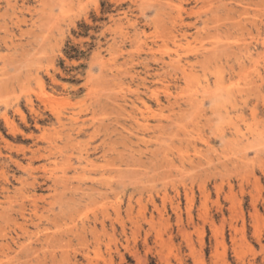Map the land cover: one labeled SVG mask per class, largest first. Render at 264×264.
Returning a JSON list of instances; mask_svg holds the SVG:
<instances>
[{
    "label": "rangeland",
    "instance_id": "374dc122",
    "mask_svg": "<svg viewBox=\"0 0 264 264\" xmlns=\"http://www.w3.org/2000/svg\"><path fill=\"white\" fill-rule=\"evenodd\" d=\"M202 1L0 0V264H264V0Z\"/></svg>",
    "mask_w": 264,
    "mask_h": 264
},
{
    "label": "bare ground",
    "instance_id": "6f19581e",
    "mask_svg": "<svg viewBox=\"0 0 264 264\" xmlns=\"http://www.w3.org/2000/svg\"><path fill=\"white\" fill-rule=\"evenodd\" d=\"M164 1V0H163ZM188 1V0H187ZM198 1V0H197ZM203 1H209L210 3H214V4H217V5H215V7H213L212 9H211V13H214V12H218V10L220 9V6L223 4V3H221V2H223L222 0L220 1V0H203ZM202 1V2H203ZM169 2V1H168ZM181 3H182V0H180V4L177 6V5H175V6H177V14H176V16H179V18L178 19H176V21L177 22H175L176 23V25H177V27H172V29H174L173 31H172V34L173 35H170V36H172V37H174V38H178L177 36H180L181 38H182V40L183 39H185V40H187V35L188 34H186V30L184 29V26L185 25H187L186 23H184V19H183V17H182V14H181V10L183 11V6L181 5ZM148 4V3H147ZM156 4H158V3H156ZM169 4V3H168ZM172 4V3H171ZM46 5V4H45ZM143 5V4H142ZM225 5V4H224ZM144 6V5H143ZM210 6V5H209ZM44 6H42L41 7V10H42V8H43ZM146 7V6H145ZM164 7V6H163ZM174 7V6H173ZM207 7H208V5H207ZM176 8V7H175ZM169 9V8H168ZM206 10V9H205ZM172 11V10H171ZM185 11V10H184ZM197 11V10H196ZM66 12V11H65ZM170 12V11H169ZM186 12V11H185ZM191 12H193V13H195V11H192L191 10ZM201 12V11H200ZM199 12V13H200ZM210 12V11H209ZM198 13V14H199ZM210 13V14H211ZM196 15H197V12L195 13ZM207 14V13H206ZM211 15H213V14H211ZM217 15V14H216ZM199 16V15H198ZM202 16V15H201ZM200 16V17H201ZM205 15H203V17H204ZM208 16V17H207ZM169 17V16H168ZM207 17V19L208 18H210L209 17V15L207 14L206 16H205V18ZM218 17V16H217ZM171 18H173V15H171ZM207 19H202V23L203 24H208L207 23ZM213 19V18H212ZM172 20V19H171ZM173 20H175V19H173ZM195 20V19H194ZM199 20V19H198ZM209 20V19H208ZM215 20L217 21V19L215 18ZM220 20V19H219ZM264 20V19H263ZM173 22V21H172ZM171 22V23H172ZM196 22V21H195ZM174 22H173V24H175ZM172 25V24H171ZM175 25V26H176ZM202 25V24H201ZM197 27V26H196ZM188 28V27H187ZM198 28V27H197ZM202 28H204V27H202ZM170 30V29H169ZM209 30V29H208ZM216 30V29H215ZM136 31V30H135ZM134 31V32H135ZM6 32V31H5ZM169 32H171V31H169ZM202 33V32H201ZM171 34V33H170ZM198 34H200L199 32H198V30L197 31H195V33L194 34H191V36L195 39L197 36H198ZM206 34H207V32H206ZM126 35V34H125ZM203 35V34H202ZM138 36L136 35V38H137ZM201 37V36H200ZM203 37V36H202ZM180 38V39H181ZM204 38V37H203ZM10 39V42L12 43L13 42V39L12 38H9ZM179 39V38H178ZM197 39V38H196ZM219 39V38H218ZM132 40V39H131ZM139 40H140V38H139ZM177 41V40H176ZM175 41V42H176ZM136 42V41H135ZM178 42V41H177ZM213 42H215V41H213ZM4 43H5V45H7L6 44V40H4ZM146 44V43H145ZM214 44V43H213ZM262 44H263V48H264V37H263V40H262ZM155 44L154 43H151V45H148V44H146V46H147V51H150V52H152L151 53V55H152V57H155L154 56V53H153V50L155 49L153 46H154ZM144 46V45H143ZM180 46V45H179ZM178 46V47H179ZM138 47H140V50H139V48H138V50L139 51H141V47L142 46H138ZM264 53V52H263ZM131 57V56H130ZM132 57H133V55H132ZM131 57V58H132ZM138 57H140V53H138L137 54V58ZM152 60V59H151ZM132 61V60H131ZM171 61V62H170ZM169 62H170V64L172 63H176L174 66H178V68L180 67V69H182L181 71H183V72H185V70H186V67H187V65H189V61L186 59H184V62H183V59H181V57H178L176 60H174V59H171ZM166 63V62H165ZM190 65H191V63H190ZM190 65H189V67H190ZM193 65V64H192ZM149 67V66H148ZM172 67V66H171ZM170 67V68H171ZM192 67V66H191ZM37 68V66L35 67V69ZM174 69L175 70H177L175 67H174ZM180 69H178V70H180ZM37 70V69H36ZM135 70H137V69H135ZM26 72V71H25ZM157 72V71H156ZM1 73H3V72H1ZM0 73V74H1ZM158 73V72H157ZM182 73V72H181ZM36 74V73H35ZM183 74V73H182ZM2 75L3 74H1V77H2ZM115 75V74H114ZM19 76V75H18ZM26 76V75H25ZM32 76V75H31ZM113 76V75H112ZM185 76V75H184ZM26 77H29V76H26ZM90 77V76H89ZM114 77V76H113ZM116 78V77H115ZM139 78H141V77H139ZM143 78V77H142ZM141 78V79H142ZM191 78V77H190ZM91 78H89V80H90ZM98 79L100 80V78H99V76H98ZM157 79V78H156ZM8 80V79H7ZM25 80H26V78H25ZM93 80H95V79H93ZM97 80V79H96ZM2 81V78H0V82ZM17 81H18V79H17ZM34 81H36L35 79H34ZM92 81V80H91ZM101 81V80H100ZM143 81V80H142ZM188 81V80H187ZM27 82V81H26ZM97 82H99V81H97ZM13 83V82H12ZM18 83V82H17ZM102 83H104V82H102ZM1 84V83H0ZM4 84H6V83H4ZM23 84V83H22ZM11 86H12V84H11ZM92 86V85H91ZM146 86V85H145ZM90 88V87H89ZM146 89H148V91H149V93H151V94H149L150 96L149 97H152L153 99H155L156 100V102L157 101H159V99H158V96H157V94H156V92H155V88H154V90H151V89H149V87H145ZM145 89V90H146ZM0 90H2L1 89V87H0ZM143 91V90H142ZM103 95V94H102ZM104 96V95H103ZM107 96H109V95H107ZM105 97V96H104ZM112 97V96H111ZM113 99L114 98H116V97H112ZM121 98V97H120ZM106 99H109V97H107ZM122 99V98H121ZM98 100V99H97ZM136 100L138 101H140V103H142V104H144V105H147L146 104V99L144 100L142 97H140V96H137V94H136ZM118 101V100H117ZM95 102V101H94ZM109 103V102H108ZM100 104V103H99ZM118 104V103H117ZM126 104V103H125ZM28 105L29 106H32V104H31V102H29L28 103ZM115 105V104H114ZM133 105V104H132ZM101 106V105H100ZM119 106V105H118ZM140 106V105H139ZM139 106L138 105H135V109L136 110H138V109H140L141 111H143L141 108H139ZM89 107V106H88ZM117 107V106H116ZM120 107V106H119ZM132 107V106H131ZM133 107H134V105H133ZM147 107H149V106H147ZM94 108V107H93ZM118 109V108H117ZM120 109H121V107H120ZM86 110V109H85ZM93 110H95V108L93 109ZM140 110H138V111H140ZM92 112V111H91ZM127 113V112H126ZM125 113V114H126ZM141 113H143V112H141ZM118 114V113H117ZM130 115V114H129ZM143 115V114H142ZM131 117L130 118H132L131 119V125H136V127L135 128H132L131 130H133V129H135L136 130V128L137 127H146V129L145 130H147L148 128H149V124H144V123H141V121H139L140 120V118H138L136 115H130ZM153 116H155L154 114H153ZM123 117V116H122ZM145 117V116H144ZM122 119V118H121ZM143 119V118H142ZM118 120V119H117ZM126 120V119H125ZM145 121V120H144ZM123 122V121H122ZM143 122V121H142ZM118 125H120L119 127H120V129H119V134H122L123 133V131L121 130V129H123L124 131H125V129H127L126 127H124L123 125H122V123L121 122H119L118 121ZM124 124V123H123ZM169 124V123H168ZM37 125V124H36ZM129 125V124H128ZM167 125V124H166ZM182 125V124H181ZM105 126V125H104ZM107 126H108V124H107ZM107 126H105V128H107ZM159 126H161V125H157V124H153L152 125V131H153V133L154 132H156L157 131V129H159ZM35 127V126H34ZM68 127L70 128V129H72V131L73 130H76V132L77 133H80L81 132V130H82V128H83V124L82 123H80L79 122V116L78 115H74V116H70L69 118H68ZM115 127V126H114ZM131 127H133V126H131ZM164 127V126H163ZM108 129V128H107ZM114 129V128H113ZM116 129V128H115ZM129 129V128H128ZM106 130V129H105ZM109 130V129H108ZM182 130V129H181ZM20 131V133H22L23 135H26L25 134V132L23 131V130H19ZM117 131V130H116ZM127 131V130H126ZM139 131V130H138ZM138 131H136V132H138ZM128 132V131H127ZM136 132H135V134H133V135H135V136H139L138 134H136ZM159 132V131H158ZM106 134H107V132H106ZM129 134V133H128ZM31 135H33V134H31ZM108 135V134H107ZM123 136H125L124 134H122ZM131 134H129V136H130ZM177 136V135H176ZM190 136V135H189ZM122 137V136H121ZM126 137V136H125ZM141 137V136H140ZM140 137H138V138H140ZM143 137V136H142ZM70 138H71V135L70 134H68V139L70 140ZM123 138V137H122ZM136 138V137H135ZM127 139V138H126ZM143 139H145V137L143 138ZM125 140V139H124ZM128 140H129V138H128ZM131 140V139H130ZM129 140V141H130ZM179 140V139H178ZM71 141V140H70ZM138 141H140V139L138 140ZM143 141H146V140H143ZM123 142V141H122ZM136 142V141H135ZM148 142V141H147ZM133 143V142H132ZM126 144V143H125ZM106 145V144H105ZM185 154V153H184ZM31 157V156H30ZM169 160V159H168ZM66 162V161H65ZM169 163H170V160H169ZM48 167V166H47ZM49 168V167H48ZM61 168V167H60ZM63 168V167H62ZM46 169V168H45ZM178 169V168H177ZM55 170V169H54ZM57 171V170H56ZM61 171V170H60ZM59 176V175H58ZM55 183V182H54ZM104 184H106V183H104ZM111 185V184H110ZM110 185H108V181H107V184H106V186H108V187H110ZM89 186V185H88ZM105 186V185H104ZM93 187V186H92ZM96 188V187H95ZM78 190V189H77ZM85 190V189H84ZM96 190H99V189H96ZM92 191V190H91ZM105 191V190H104ZM23 193V192H22ZM87 193V192H86ZM85 193V191H84V194H86ZM102 195V194H101ZM103 195H104V193H103ZM105 196V195H104ZM22 209H23V207H22ZM21 213V212H20ZM88 222H86V221H81L80 223H75V227H76V230H75V233L74 234H72L73 236L75 235L76 237L77 236H79L80 237V234H81V237H84V239H85V237H86V235L85 234H83V231H85L86 229H87V226H88ZM93 224H94V227H93V229H95V222H93ZM102 225V227H104V224H101ZM93 226V225H92ZM88 229H90L89 227H88ZM92 229V228H91ZM92 229V230H93ZM114 229V228H113ZM122 230H123V228H122ZM94 231V230H93ZM82 232V233H81ZM36 233V232H35ZM78 233V234H77ZM85 233V232H84ZM82 234L83 235H85V236H82ZM159 235V234H158ZM47 236V235H46ZM160 236V235H159ZM72 237V236H71ZM79 237H77V239L79 238ZM99 238V237H98ZM43 239H44V237H43ZM47 239H49V238H47ZM73 239V238H72ZM81 239V238H80ZM160 239H161V237H160ZM41 240V239H40ZM79 240V239H78ZM44 241V240H43ZM45 241H46V239H45ZM44 241V242H45ZM69 241H71V238H70V236L68 237V239H67V242H69ZM84 241V240H83ZM86 241V240H85ZM87 242V241H86ZM85 242V245L86 246H88L87 245V243ZM41 243H42V240H41ZM50 243V242H49ZM83 244H84V242H83ZM160 244V243H159ZM19 246L20 247H24V246H22V244H19ZM43 247V246H42ZM28 248V247H27ZM31 248H32V246H31ZM29 250V249H28ZM85 256H87V255H89L88 253H87V251H85L84 253H83ZM109 254V253H108ZM106 259V258H105ZM168 259H169V257H168ZM165 263H167V256L165 257ZM109 261V262H108ZM108 261H106V262H108L107 264H112V256L110 255V258L108 259ZM169 263V262H168Z\"/></svg>",
    "mask_w": 264,
    "mask_h": 264
}]
</instances>
